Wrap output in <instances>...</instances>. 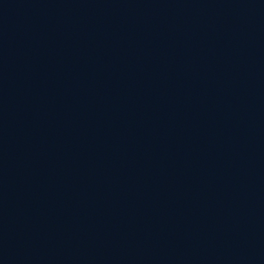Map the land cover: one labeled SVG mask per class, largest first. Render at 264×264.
I'll return each instance as SVG.
<instances>
[{
	"label": "water",
	"instance_id": "1",
	"mask_svg": "<svg viewBox=\"0 0 264 264\" xmlns=\"http://www.w3.org/2000/svg\"><path fill=\"white\" fill-rule=\"evenodd\" d=\"M0 264H264V0H0Z\"/></svg>",
	"mask_w": 264,
	"mask_h": 264
}]
</instances>
